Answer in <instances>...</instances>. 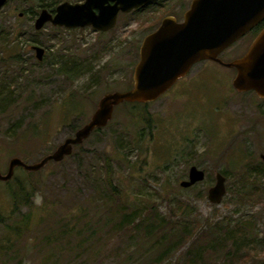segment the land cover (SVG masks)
<instances>
[{"label": "rangeland", "instance_id": "374dc122", "mask_svg": "<svg viewBox=\"0 0 264 264\" xmlns=\"http://www.w3.org/2000/svg\"><path fill=\"white\" fill-rule=\"evenodd\" d=\"M58 2L9 0L0 9L3 173L15 156L40 161L89 121L103 95L133 85L150 31L143 16L140 29L133 20L121 35L50 22L37 30L40 11ZM249 43H234L220 58H240ZM36 45L45 49L42 60ZM235 74L233 67L199 62L156 101L117 105L111 123L62 161L31 173L17 167L13 184L21 180L33 192L22 212L35 216L13 250L0 251V264H264V99L235 90ZM106 156L122 210L110 209L116 197L106 184ZM192 165L206 179L182 187ZM217 172L226 176L221 203L208 196ZM11 205L0 182L7 224L23 218L10 219ZM215 224L223 227L218 242L205 233ZM7 231L0 221V248Z\"/></svg>", "mask_w": 264, "mask_h": 264}, {"label": "water", "instance_id": "95a60500", "mask_svg": "<svg viewBox=\"0 0 264 264\" xmlns=\"http://www.w3.org/2000/svg\"><path fill=\"white\" fill-rule=\"evenodd\" d=\"M146 1L149 0L132 2L124 10L130 11ZM6 2L7 0H0V8ZM88 6V3L72 4L65 1L57 7L55 15L44 8L35 20V28L40 30L49 22L65 27L93 24L102 30L113 27L117 9L113 11L110 23L102 25L84 13ZM263 19L264 0H193L183 21L168 16L156 30L145 36L140 46L139 60L134 68L132 88L103 95L89 121L40 161L28 163L18 156L12 157L8 171L3 173L0 169V180L12 179L17 167L37 171L50 161H62L73 153L75 145L82 144L96 128L108 125L117 105L124 101H156L197 63L204 60L235 68L236 74L232 81L235 90L240 93L254 91L264 98V28L243 56L228 62L220 58L221 52ZM34 49L37 58L42 60L45 49L39 45L34 46ZM261 158L264 161V153ZM205 179V170L192 165L188 179L182 180L180 185L188 188ZM226 193V176L217 172L216 183L209 189V199L213 203H221Z\"/></svg>", "mask_w": 264, "mask_h": 264}, {"label": "flooded vegetation", "instance_id": "af4514ba", "mask_svg": "<svg viewBox=\"0 0 264 264\" xmlns=\"http://www.w3.org/2000/svg\"><path fill=\"white\" fill-rule=\"evenodd\" d=\"M8 1L9 0H7V2ZM65 1H68L72 4L88 3L89 6L86 7L84 13L91 16L92 19L94 20L96 19L97 22L101 23L102 25H106L107 23H110L111 15L113 14V11L117 9L115 24L113 25V27L107 30H102L100 28H97L93 26V24H87L84 26H74V27L57 26L60 28H66L70 30L72 29L76 31L89 30L92 33H96L98 35H105L116 29H118L116 31H118L119 34L121 35L122 33L125 32V29H127V26L129 25L128 22L131 23L133 20H135V22L138 25L137 29L138 28L140 29L141 26V21H139L140 15L143 16L142 17L143 27L150 29V31L146 34L148 35L149 33L156 30L158 26L161 24L162 20L168 16L175 18L177 21H183L186 12L190 9L193 2V0H149L146 2H142L141 4H138V6L133 7L130 11H125L124 9L127 6H130L132 2L139 3L142 0H62V1L60 0V2L56 3L53 10H50L48 8L46 9H48L53 15H55L57 11V7ZM23 14L24 12H21L20 16H22ZM260 26L261 28H259ZM263 28H264V19L260 23H258L254 28L246 32L242 37H240L234 43H238L240 41H243V39L250 38V43L248 44V46H246L247 49L244 52L246 53L249 47L251 46L252 42L254 41V39L257 37V35L260 33V31ZM245 43L246 42H244L243 46L246 45ZM232 45H230L229 47H231ZM241 46L242 45H240V47ZM229 47H227L224 51H226Z\"/></svg>", "mask_w": 264, "mask_h": 264}, {"label": "trees", "instance_id": "16d2710c", "mask_svg": "<svg viewBox=\"0 0 264 264\" xmlns=\"http://www.w3.org/2000/svg\"><path fill=\"white\" fill-rule=\"evenodd\" d=\"M259 28H261V26ZM132 87H133V85L131 86V88ZM125 102H126V104H133V105L142 104L145 106L148 103H150V102L141 103V102H128V101H125ZM113 118H114V116H113ZM111 121L108 123V125L111 123ZM103 128L104 127L96 128L93 132H95L97 130L98 131L102 130ZM81 145L82 144H78V145H75V147L76 146L78 147ZM105 159H106V166H107L106 184L108 186L110 193L114 194V196L116 197V201H114V203L111 205L110 209L111 210H115V209L116 210H122V205L120 204L121 197H122L121 192H120V189L116 186V184L114 182V178H113L112 158H111V156H106ZM22 168H24V167H22ZM29 172L31 173L32 171H29ZM13 178H14V176H13ZM12 179H10L8 181H0V182L4 183L5 187H7V192L9 193L10 201L12 203V205H11L12 212L10 214V219L16 214L22 215L23 218L21 220H17L16 222H14L12 224L11 223L7 224L6 220L4 218H0V221L4 222L6 228L8 229V231H7L8 234H6V236L3 237L2 246L0 248L1 252H6V251H9L11 249L13 250V248H14L13 246L15 245V242L19 238H21L33 226L31 221L35 216L32 211L22 212L23 207L29 206L31 204V201L33 198V192L29 191V189H27V187L25 185H23L21 180H19L18 184L15 185V184H13ZM180 204H182L184 206V209H186V207H187L186 204H184L183 202H180ZM46 210L48 211L49 209L46 208ZM44 211H45V207L43 208L42 213ZM42 216H43V214H42ZM135 216L136 215L134 214L132 217H129V218L132 220L138 218V216L137 217H135ZM151 223H153L154 225L157 224L156 219H154V222L152 220ZM222 230H223V227H220V225L215 224V227L211 226L210 230L205 231V233H206V235L209 236V239H216V241L218 242V240H220L219 235H220ZM12 236H14V237H12ZM191 238L193 239L192 240V243H193V241H195V239H194L195 234L194 233H193V237H191ZM183 241H185V235H182L181 238L178 240L179 243H181ZM169 251H170V249H166L165 252H169Z\"/></svg>", "mask_w": 264, "mask_h": 264}, {"label": "clouds", "instance_id": "9594fccd", "mask_svg": "<svg viewBox=\"0 0 264 264\" xmlns=\"http://www.w3.org/2000/svg\"><path fill=\"white\" fill-rule=\"evenodd\" d=\"M35 203H37L38 205L42 204L41 200H36Z\"/></svg>", "mask_w": 264, "mask_h": 264}]
</instances>
